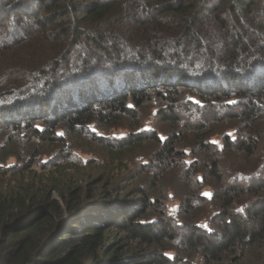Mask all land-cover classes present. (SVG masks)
<instances>
[{
  "label": "trees",
  "instance_id": "trees-1",
  "mask_svg": "<svg viewBox=\"0 0 264 264\" xmlns=\"http://www.w3.org/2000/svg\"><path fill=\"white\" fill-rule=\"evenodd\" d=\"M152 104L174 121L160 142L90 129L139 126ZM228 121L243 130L211 143ZM72 135L159 151L135 187L118 188ZM261 141L264 0H0V264H264V180L219 188L224 156L252 157ZM167 178L183 185L174 216ZM209 204L203 229L195 218Z\"/></svg>",
  "mask_w": 264,
  "mask_h": 264
},
{
  "label": "rangeland",
  "instance_id": "rangeland-1",
  "mask_svg": "<svg viewBox=\"0 0 264 264\" xmlns=\"http://www.w3.org/2000/svg\"><path fill=\"white\" fill-rule=\"evenodd\" d=\"M188 99L194 98L189 96L187 99H185L184 104H182L183 107H188L183 112L184 117L182 118L184 120H186L185 113L187 112V109H191L192 111L195 110V107L189 106ZM165 110L166 106H160L159 104L145 106L142 110L139 126H131V119L123 118L112 127H104L99 130L94 126H90V129L97 133V136L109 139L112 143L123 142L130 139L131 135L137 136L140 134H155L160 142L166 138V134L170 132V124L174 123L173 120L167 121L165 119L166 116H170L168 112L166 113V116H163ZM234 111L240 112L239 109H234ZM177 113L178 112H175V117L178 116ZM35 116H37V114H35ZM185 123L182 121L180 125H176L175 130L180 129L182 125H185ZM235 127H239L235 121L217 123L212 128V135L210 136L211 143L218 146L221 145V139L223 137L224 131L230 134L231 137H235ZM239 128L243 130L244 127L242 125ZM86 129L88 130V126ZM185 129H187V127ZM185 134L187 133L185 132ZM72 137L75 139H69L71 146L82 156L83 161L87 159L89 160L98 158L100 164L107 168V179H112L113 184L118 188L125 186L135 187V184L130 185L129 183L132 181L135 182L137 180V176L139 178L142 177L138 172V166L141 162L151 160L155 153L159 151L158 143H155L153 140L142 143H130L127 147L122 148V150L116 148V152H112V150L105 148L101 144L89 141V138L85 135L80 137L72 135ZM131 141H133V139ZM47 156L48 155L45 154L42 156V158L47 159ZM192 158L193 157L191 154L183 156V159H186V164H189ZM224 158V167L222 166L221 168L223 169L222 182L219 184V188L236 185L247 187L254 182L264 180V141L260 142L257 151L252 157H245L241 154L237 157L233 155H225ZM14 161V159H9L7 163L8 165H11ZM68 164L74 165L75 161H69ZM192 165L199 169V171H201L203 166L201 161H197L196 163L194 161L191 166ZM200 177L201 176H199V178ZM166 182L167 184H172L170 185L172 188L169 190L166 200L167 211L169 215L174 216L177 212L179 203L181 202L180 192L183 188V185L171 183V179L169 178L166 179ZM211 184L213 183L211 182ZM200 190H202V195L206 197H211L213 193L212 186L208 184H203ZM127 193V191L124 192V194ZM129 198H131V196H129ZM250 201V199L242 198L241 201L236 204L235 211L238 213H243L244 209L248 205V202ZM214 210L216 209L211 204L199 210L195 220H198L197 225L200 228H210V222L215 216ZM91 220L92 219L89 218L86 221L89 222Z\"/></svg>",
  "mask_w": 264,
  "mask_h": 264
}]
</instances>
